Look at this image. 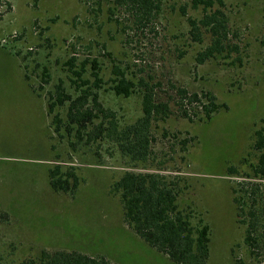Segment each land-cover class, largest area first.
Here are the masks:
<instances>
[{"label": "rangeland", "instance_id": "rangeland-1", "mask_svg": "<svg viewBox=\"0 0 264 264\" xmlns=\"http://www.w3.org/2000/svg\"><path fill=\"white\" fill-rule=\"evenodd\" d=\"M155 2L153 18L139 23L131 5L115 0H0V264L38 259L43 250L115 264H173L124 221L113 185L126 172L157 176L177 193L180 208L205 219L208 264H232L235 257L252 264L232 188L257 163L254 134L264 126V0H215L213 11L221 9L228 20L231 49L202 63L211 34L200 26L195 41L189 20L199 22L203 7L195 9L192 0ZM116 67L136 85L128 98L111 88ZM82 69L79 80L74 71ZM93 74L100 87H93ZM58 86L72 99L93 87L105 113L84 130L70 128L69 102L48 115ZM183 89L210 92L227 109L205 122L194 106L185 118ZM150 90L169 112L153 121L149 159L133 162L111 137L110 123L119 129L135 123ZM101 122L105 130L95 137ZM56 166L60 180L74 187L70 174L78 178L76 190L51 188Z\"/></svg>", "mask_w": 264, "mask_h": 264}, {"label": "trees", "instance_id": "trees-1", "mask_svg": "<svg viewBox=\"0 0 264 264\" xmlns=\"http://www.w3.org/2000/svg\"><path fill=\"white\" fill-rule=\"evenodd\" d=\"M219 2L222 4L221 0ZM117 6L131 5L136 11L135 22L148 23L159 5L155 0H115ZM195 9L203 7V18L197 22L189 20L191 33L195 41H201L200 26L206 28L211 34L210 45L199 54L200 63L222 55L231 49L227 43L229 36L228 20L221 9L213 11L215 0H192ZM230 47V48H229ZM237 49V47H234ZM96 63L94 62V65ZM70 67L73 68L70 61ZM96 67H94L95 69ZM81 72L74 71L77 79L82 80ZM115 78L112 79V89L117 96L130 97L136 88L131 78L126 76L118 67L115 68ZM93 87H100L101 78L97 74ZM76 88L82 86L74 81ZM87 85L86 81L82 82ZM92 87V88H93ZM92 88L81 90V94L72 99L65 93L64 88L57 87L56 97L51 95L47 103L48 115L54 109L69 102L67 117L70 128L78 125L84 130L87 124L99 118L98 114L105 113L98 101V95ZM183 116L191 119L188 114L190 107L201 109L202 121H211L213 115L223 109L225 104H219L217 98L210 92L189 94L186 90L179 91ZM91 99L92 107L87 105ZM143 115L135 123L119 129L115 121H111L109 131L111 137L118 144L122 155L129 157L133 162H145L149 159L151 150V128L155 117L167 116L168 105L158 104L153 99L152 91H146L143 97ZM188 110H187V109ZM264 123V121H263ZM61 119L58 113L54 116V132L59 131ZM68 126V131L71 129ZM99 135L105 130L103 123L99 124ZM73 129V128H72ZM107 131V130H106ZM254 151L258 158L256 164H250V170L240 177L232 188L233 201L238 221L244 226V244L249 260L252 264H264V126L255 131ZM60 167L56 166L49 171L50 186L56 191L70 192L76 190L78 178L73 174L74 187L65 179H59ZM231 174H237L235 168H230ZM113 193L120 195L123 218L133 232L148 246L164 254L173 264H208L211 252V227L202 216L195 211L182 209L178 205L177 193L173 188L152 174H135L126 172L113 185ZM19 264H115L105 257L93 256L78 251L43 250L38 259H28ZM232 264H247L244 260L234 258Z\"/></svg>", "mask_w": 264, "mask_h": 264}]
</instances>
